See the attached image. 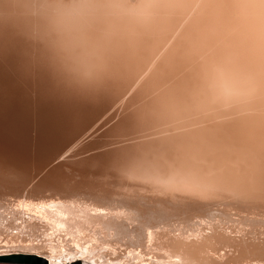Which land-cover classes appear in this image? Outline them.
Here are the masks:
<instances>
[{
	"label": "bare ground",
	"instance_id": "obj_1",
	"mask_svg": "<svg viewBox=\"0 0 264 264\" xmlns=\"http://www.w3.org/2000/svg\"><path fill=\"white\" fill-rule=\"evenodd\" d=\"M0 71L40 80L57 127L88 131L39 142L53 144L38 146L46 161L0 158L5 250L38 264H264V0H0ZM28 79L3 82L39 95ZM88 149L99 160L79 158Z\"/></svg>",
	"mask_w": 264,
	"mask_h": 264
},
{
	"label": "rangeland",
	"instance_id": "obj_2",
	"mask_svg": "<svg viewBox=\"0 0 264 264\" xmlns=\"http://www.w3.org/2000/svg\"><path fill=\"white\" fill-rule=\"evenodd\" d=\"M17 74H16V73ZM4 73H6V76H5V79L4 80H6L7 82L8 81H10V80H12V78L11 77H13V79H17V77H23V78H25L26 76H28V75H30V74H27L26 72H24V75H26L25 77L23 76V72H20V71H0V75L2 74H4ZM26 73V74H25ZM13 75H15L16 77L14 78V76ZM17 75H19V76H17ZM9 76H11V77H9ZM32 76V75H31ZM31 76H28L29 77V79H28V77L26 78V80L25 79H23L22 80V84H25V87L28 85L29 86V82L27 81V79L28 80H30L31 79V84L34 82V81H36V83H34V85H36V86H33V87H36L35 89H38L39 88V91L38 92H40V93H43L44 94V96H45V99H46V102H44V98H42V100H41V96L42 97H44L43 96V94H40L39 93V95H37V91L36 90H33V88H32V90L34 91V93H35V91H36V94L34 95V93L31 91V87L27 90L26 89V91L25 92H22L21 90H19V91H21L22 93H20L19 91L17 92V90H18V88L20 87V85H22V84H20L21 83V79H19V81H17V80H12V81H10V83H12L13 81H17V83H16V85L13 83V84H11V85H13V86H15L16 88H17V84H18V82H20L19 84H18V88H17V90H16V88L15 87H12L11 85H10V87L8 86L9 84V82L7 83L6 81L5 82H3L4 80H3V77H4V75L2 76V77H0V83L1 84H3L4 83V85H5V83H6V87L8 88V89H6V88H2L4 85H1L0 84V90H4V91H7V90H9L10 89V91H12V89L14 88V90L18 93L17 95H16V93L15 92H13V93H11L10 92V94L11 95H16L17 97H18V100H22L23 101V99H19V97L23 94V93H26V92H28L29 93V95H30V92H32L33 93V95L31 96V98L33 97H35V99H38L37 101L35 100V99H33L34 101L33 102H31L32 100H31V98H29V95H27V94H23L24 95V99L26 100V102L28 101V99H29V101H28V104L30 105V103H32V105H33V103H35L33 106L35 107H33L34 109H39L40 108V110H42L43 111V109L45 110V112L43 111V113H42V111H40L41 112V114H44V116L48 113V112H50V111H52V112H50L51 113V117H50V115L48 116V114H50V113H48L45 117L47 118V117H50V119L48 118V121H46L47 119L45 118V117H43V115H42V117H43V119H46V120H44L45 122H49V124H44V121H43V119H42V121H43V124H41V120H40V117H36V115L35 114H37L38 112H33V108H32V111H31V109H30V111H26L27 112V114H23V115H26L25 116V120H24V117H23V120H21L22 119V116L23 115H21L22 113H19V111H20V109L21 108H23V107H21L22 105V101L21 102H18V100H17V103H16V99H17V97H15V96H10L9 94H7L8 95V97H4V95L6 96V94H4L5 92H3V90L2 91H0V95L2 96H0V99L2 100H6L7 101V99L9 98V96H10V98H11V100H8L10 103H9V105H10V108H9V105H8V108H7V106H6V104H5V101H4V103L1 101V103L3 104V105H5V106H3L2 104H0L2 107H4V109L3 108H1L0 109V158L2 159V157H4V156H7V158L9 157V159L11 158V160H10V162H16L17 160V162H23V161H20V160H22V159H24L25 161L24 162H26V160H29V162H31L32 160L31 159H35V158H30V156H31V153H32V157H34L33 155H35V156H40L39 157V159L41 160V159H45V158H47L48 159V157H45V156H50L47 152L48 151H46V150H44V149H41L40 147H38L39 145L41 146V143H42V141L43 140H45L46 141V139H48L49 138V136H52L53 134V136H57V138H55L56 140L54 141V140H52L51 138H53L54 139V137H50V142H52L53 144L54 143H57V144H63L64 146L63 147H65V146H67V145H69V144H71V143H73V141H74V143H76V142H79V141H81L82 139H83V137L88 133V131L86 130V133H84L85 132V129H84V132H83V130H80V131H73L74 129H71V128H69V126H71V125H69V123H67V122H64V121H59V123H60V125L59 126H61V127H57V123H58V120H57V117H59L60 115H61V112H59V111H57L58 109H57V105H55V107H54V103H55V101H52L53 99L51 98L52 97V95H50L51 93H49V89H47V87H45V86H43V85H39V83H40V80L37 82V80H32V79H34V78H30ZM36 79V78H35ZM42 80V79H41ZM33 81V82H32ZM42 83V82H41ZM8 84V85H7ZM27 84V85H26ZM30 84V85H31ZM38 85H39V87H38ZM2 86V87H1ZM43 87V89H46V90H44V91H46L47 92V90H48V92L46 93V94H49V98L47 97V95H45V93H44V91H43V89L41 88L40 89V87ZM5 87V86H4ZM25 87L24 86H21V88H23V89H25ZM38 87V88H37ZM20 88V89H21ZM27 88V87H26ZM22 89V90H23ZM3 92V94H1ZM6 93H8V91L6 92ZM21 95H20V94ZM31 93V94H32ZM27 95V96H26ZM36 95L38 96L37 98H36ZM7 98V99H4V98ZM13 97H15L14 99H13ZM39 97H40V99H39ZM49 99V103H48V100H47V98ZM20 98H23V96H21ZM52 99V100H51ZM25 100H24V103L23 104H25L26 102H25ZM31 100V101H30ZM41 102H40V101ZM50 100L52 101V102H54V103H52V102H50ZM16 103V104H14V102ZM30 102V103H29ZM37 102H39L38 104H44L45 103V105H40L41 107H39V105H38V107L36 108V106H37ZM19 103H21L20 104V109H19V107L17 108V106L19 105ZM46 103H48L49 104V106L50 105H52L51 107H48V104L46 105ZM26 105L27 107L29 106V105ZM56 104V103H55ZM14 105V106H13ZM32 105H31V107H32ZM13 106V107H12ZM26 106H24L25 107V109L24 110H27L26 108ZM30 107V108H31ZM48 107V108H47ZM49 110H47V109ZM49 108H51L52 110H50ZM18 109H19V111H18ZM29 109V108H28ZM57 109V110H56ZM36 110V111H37ZM12 111V112H11ZM17 111V112H16ZM56 111H57V113H56ZM23 112H25V111H23ZM28 112H30L31 114L29 115V113ZM40 112H39V115H41L40 114ZM47 112V113H46ZM18 113V114H17ZM33 113H34V115H33ZM20 114V115H19ZM59 114V115H58ZM29 115V116H28ZM58 115V116H57ZM10 116V117H9ZM19 116H21V119L19 118ZM32 116V118L34 119V117L33 116H35V118L36 119H34V121H29V120H33L32 118H30ZM18 117V118H17ZM27 117V118H26ZM27 119V120H26ZM38 119V120H37ZM9 120V121H8ZM50 120V121H49ZM8 121V122H7ZM29 121V122H28ZM39 121H41L40 122V125H39V123L38 122ZM36 124H35V123ZM50 122H51V125H50ZM63 122V124L61 125V123ZM105 122V123H104ZM104 122H102V124L104 123L105 125V127H108L109 125H107V123L109 124V123H111V121H104ZM12 124V125H11ZM35 125V126H34ZM45 125V126H44ZM66 125H68V127L66 126ZM99 125H101V124H99ZM48 126H50V128L48 127ZM16 127V128H15ZM57 127V128H56ZM66 128L67 127V129H64V128ZM29 128V129H28ZM50 129H51V131H52V133H51V131H50ZM21 131H22V133H21ZM47 132V133H46ZM40 133V134H39ZM42 133V134H41ZM51 133V134H50ZM85 134V135H84ZM43 137H42V136ZM29 137V138H28ZM59 137V138H58ZM81 138V139H80ZM29 139V140H28ZM28 140V141H27ZM36 140V141H35ZM52 140V141H51ZM70 141V142H69ZM39 142H41L39 145H38V143ZM44 142V141H43ZM47 142H49V141H47ZM46 143L44 146H45V149H50V148H47V144L49 145H53V144H51V143ZM28 144V145H27ZM3 145L5 146V147H3ZM37 145V148H40L41 150H42V152H43V150H44V152L45 153H43V154H40V153H42V152H40L39 151V149H37L36 147V150H38V152H40V153H35V148H34V146H36ZM43 145L41 146L42 148H43ZM49 147V146H48ZM15 149V150H14ZM33 149V150H32ZM20 150V151H19ZM30 151H32V152H30ZM33 151H34V153H33ZM50 151V150H49ZM95 151H97V150H91L90 151V149H88V150H84L83 152H81L80 154H79V158H82V159H85V157L87 156V158L86 159H88V157L91 155V156H94V157H89V159L88 160H91V159H93V160H95V161H97V160H99L98 159V157L96 158L95 157V155H98L99 153L98 152H95ZM17 152V153H16ZM37 152V151H36ZM91 152H92V154H91ZM95 152V153H94ZM8 153V154H7ZM16 153V154H15ZM88 153V154H87ZM90 153V154H89ZM98 153V154H97ZM5 154V155H4ZM39 154V155H38ZM47 154V155H46ZM26 155V156H25ZM42 155H44L43 156V158L41 157ZM83 157H82V156ZM100 156V155H99ZM21 157V158H20ZM38 157H36V159L37 160H33L34 162H38ZM45 157V158H44ZM5 158L6 157H4L3 158V160H5ZM20 158V159H19ZM27 158V159H26ZM39 160V161H40ZM5 161H7V159L5 160ZM41 161H43V160H41ZM45 161H46V159H45ZM45 259V258H44ZM0 264H38V263H34L32 260H28V259H20V258H14V259H12V258H0ZM76 264V263H75Z\"/></svg>",
	"mask_w": 264,
	"mask_h": 264
},
{
	"label": "snow or ice",
	"instance_id": "obj_3",
	"mask_svg": "<svg viewBox=\"0 0 264 264\" xmlns=\"http://www.w3.org/2000/svg\"><path fill=\"white\" fill-rule=\"evenodd\" d=\"M23 255V254H32L26 252V250L23 247L20 248H11L9 247L7 250L3 248V245H0V257H4L6 255ZM46 255V254H43Z\"/></svg>",
	"mask_w": 264,
	"mask_h": 264
},
{
	"label": "water",
	"instance_id": "obj_4",
	"mask_svg": "<svg viewBox=\"0 0 264 264\" xmlns=\"http://www.w3.org/2000/svg\"><path fill=\"white\" fill-rule=\"evenodd\" d=\"M0 258H12V259H18V258H20V259H28V260H30V259H33L30 255H6V256H4V257H0Z\"/></svg>",
	"mask_w": 264,
	"mask_h": 264
}]
</instances>
